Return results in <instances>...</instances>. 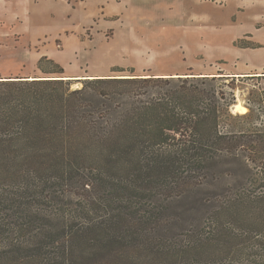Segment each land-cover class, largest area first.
Here are the masks:
<instances>
[{
  "label": "trees",
  "instance_id": "1",
  "mask_svg": "<svg viewBox=\"0 0 264 264\" xmlns=\"http://www.w3.org/2000/svg\"><path fill=\"white\" fill-rule=\"evenodd\" d=\"M43 60L0 77V264H264V91Z\"/></svg>",
  "mask_w": 264,
  "mask_h": 264
},
{
  "label": "rangeland",
  "instance_id": "2",
  "mask_svg": "<svg viewBox=\"0 0 264 264\" xmlns=\"http://www.w3.org/2000/svg\"><path fill=\"white\" fill-rule=\"evenodd\" d=\"M3 1L1 78L45 76L41 68H53L49 60L40 61L46 56L68 73L81 72L85 76L130 72L221 76L219 72H224L236 76L231 82L236 87L235 113L248 111L251 92L264 91L263 2L85 0L84 5L76 4L81 10L70 18L53 6L60 0H31L33 5L27 13L6 20L14 5ZM24 21L31 29L33 47L28 35L20 34ZM248 29L255 31L254 39L262 46L243 34ZM89 36L94 44L89 45ZM80 43L82 51L75 49ZM78 79L83 78L71 79L73 88L82 85Z\"/></svg>",
  "mask_w": 264,
  "mask_h": 264
},
{
  "label": "crops",
  "instance_id": "3",
  "mask_svg": "<svg viewBox=\"0 0 264 264\" xmlns=\"http://www.w3.org/2000/svg\"><path fill=\"white\" fill-rule=\"evenodd\" d=\"M5 2L9 3V4H13L14 5V10L12 9L11 11H9V14H8V17L6 20H13V19H17L19 16V14H22L24 12L27 13V11H29L28 9H31L29 6L30 5H33L32 1L31 0H4ZM3 1V2H4ZM254 3L256 1H259V2H263L264 3V0H252ZM76 4H79V5H84L85 4V0H80V2L78 3H74L73 0H60L57 2V4H53V6H55L56 8V11L61 13V14H64V15H67L69 16L70 18L74 17L72 16V13L75 12V13H79L81 8L80 6H77ZM68 8V9H67ZM66 13V14H65ZM3 20V19H2ZM80 21V20H78ZM23 28L21 30V36H27L28 35V38H29V42H30V46L33 47V42L34 40L31 38L32 37V33H31V29L27 27V23L25 24V21L23 23ZM16 33V31H14ZM20 32V31H19ZM18 33V32H17ZM100 34V33H99ZM111 34V33H110ZM244 35L247 34V36H249V38H251L250 40L255 43V44H258V46H262L263 44L259 41H257L256 39H254V35H255V31L252 30V29H248V30H245ZM82 38H86L85 36H83ZM37 40V39H36ZM91 40V41H90ZM89 45L90 43L94 44L95 43V40H93V38L90 39V36H89ZM81 43L78 44L76 46V50H80L82 51L81 47H80ZM29 46V47H30ZM63 47V46H62ZM29 51L31 52V50L29 49ZM42 55V54H41ZM77 71V70H76ZM66 78H70V79H73V78H84V77H92V76H103V75H108L106 73H93L92 75H88V76H85L84 74H82L81 72H70L68 73L67 71H65L63 73Z\"/></svg>",
  "mask_w": 264,
  "mask_h": 264
},
{
  "label": "water",
  "instance_id": "4",
  "mask_svg": "<svg viewBox=\"0 0 264 264\" xmlns=\"http://www.w3.org/2000/svg\"><path fill=\"white\" fill-rule=\"evenodd\" d=\"M70 79V78H69Z\"/></svg>",
  "mask_w": 264,
  "mask_h": 264
}]
</instances>
